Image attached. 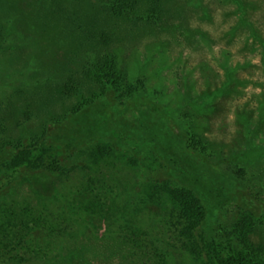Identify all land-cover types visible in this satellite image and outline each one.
<instances>
[{
  "label": "rangeland",
  "instance_id": "obj_1",
  "mask_svg": "<svg viewBox=\"0 0 264 264\" xmlns=\"http://www.w3.org/2000/svg\"><path fill=\"white\" fill-rule=\"evenodd\" d=\"M136 1L124 16L114 0H0V158L1 145L47 130L68 169L110 145L140 161L138 178L192 189L200 179L209 235L248 216L252 242L264 245V0ZM109 55L123 87L137 79L135 95L101 94L93 71ZM43 175L12 173L0 200L37 199L42 185L50 195L54 177ZM74 254L42 264H120ZM174 264L197 262L176 254Z\"/></svg>",
  "mask_w": 264,
  "mask_h": 264
},
{
  "label": "trees",
  "instance_id": "obj_2",
  "mask_svg": "<svg viewBox=\"0 0 264 264\" xmlns=\"http://www.w3.org/2000/svg\"><path fill=\"white\" fill-rule=\"evenodd\" d=\"M114 1L124 16L136 8V0ZM93 73L102 95L137 92L135 77L123 87L127 78L116 55L107 56ZM170 128L177 135L178 127ZM48 133L33 143L20 140L10 151L1 145L0 182L19 170L43 178L50 173L55 182L50 195L42 185L37 199L0 200V264L49 263L76 251L104 263L119 258L120 264H174L177 254L197 264H264V245L252 242L254 224L248 216L229 230L204 231L210 213L199 195L205 189L200 179L192 189L157 177L138 178L140 161L104 144L82 151L83 167L68 169L48 143ZM79 154L74 157L80 159ZM103 164L109 169L100 170ZM76 240L81 249L70 247ZM98 241L106 246L92 253L86 245Z\"/></svg>",
  "mask_w": 264,
  "mask_h": 264
}]
</instances>
